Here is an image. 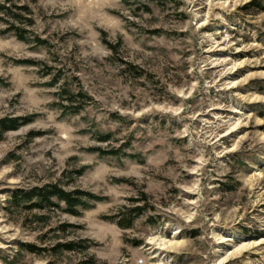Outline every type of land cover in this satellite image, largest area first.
<instances>
[{
	"label": "rangeland",
	"instance_id": "obj_1",
	"mask_svg": "<svg viewBox=\"0 0 264 264\" xmlns=\"http://www.w3.org/2000/svg\"><path fill=\"white\" fill-rule=\"evenodd\" d=\"M9 118L0 264H264V0H0Z\"/></svg>",
	"mask_w": 264,
	"mask_h": 264
},
{
	"label": "trees",
	"instance_id": "obj_2",
	"mask_svg": "<svg viewBox=\"0 0 264 264\" xmlns=\"http://www.w3.org/2000/svg\"><path fill=\"white\" fill-rule=\"evenodd\" d=\"M20 39L24 40L23 36H19ZM78 112V110H76ZM29 120L24 119H3L0 120V134H4L9 131H15L19 129L24 124H27ZM108 137H104L103 139L106 140ZM113 155H117L118 152H111ZM83 194L81 193H70L67 192L61 188H59L57 185H51L46 188H36L32 192L29 193H23L19 196V194L14 195V199H23L25 201H32L33 199H36L38 202L37 204L33 205V207H41L40 203H51L50 200L52 198H56L59 201L67 204L69 207L67 211H69L72 214H78L77 208L83 207L85 204L81 201ZM90 198L95 199L94 196L89 195ZM134 212L136 210H133ZM137 213V212H136ZM134 221V218L127 223L123 224L122 222H119L118 225L122 228H129Z\"/></svg>",
	"mask_w": 264,
	"mask_h": 264
},
{
	"label": "bare ground",
	"instance_id": "obj_3",
	"mask_svg": "<svg viewBox=\"0 0 264 264\" xmlns=\"http://www.w3.org/2000/svg\"><path fill=\"white\" fill-rule=\"evenodd\" d=\"M244 248H245L244 245H242V246H240V247H237L236 249L234 248V251H233L232 253H229L228 257H232V256L238 254V253H239L241 250H243ZM165 249H167V248H165V246H164V248H163L162 250L164 251Z\"/></svg>",
	"mask_w": 264,
	"mask_h": 264
}]
</instances>
